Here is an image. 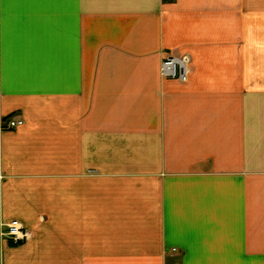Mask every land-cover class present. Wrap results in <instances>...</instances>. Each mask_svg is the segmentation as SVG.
I'll return each instance as SVG.
<instances>
[{
    "label": "crops",
    "instance_id": "1",
    "mask_svg": "<svg viewBox=\"0 0 264 264\" xmlns=\"http://www.w3.org/2000/svg\"><path fill=\"white\" fill-rule=\"evenodd\" d=\"M0 263L264 264V0H0Z\"/></svg>",
    "mask_w": 264,
    "mask_h": 264
},
{
    "label": "built area",
    "instance_id": "2",
    "mask_svg": "<svg viewBox=\"0 0 264 264\" xmlns=\"http://www.w3.org/2000/svg\"><path fill=\"white\" fill-rule=\"evenodd\" d=\"M188 64L189 58L187 56L169 55L162 63V70L168 77L185 80L187 78ZM23 122L24 121L22 119L11 118L7 122L6 127L15 128L22 125ZM1 235L3 238H6L14 244H21L30 240L33 232L22 221L14 219L9 222L2 223ZM175 251L176 248H172V252Z\"/></svg>",
    "mask_w": 264,
    "mask_h": 264
},
{
    "label": "rangeland",
    "instance_id": "3",
    "mask_svg": "<svg viewBox=\"0 0 264 264\" xmlns=\"http://www.w3.org/2000/svg\"><path fill=\"white\" fill-rule=\"evenodd\" d=\"M187 57H188V56H187ZM188 58H189V57H188ZM163 62H164V61H163ZM163 62H162V63H163ZM189 62H190V60H189ZM161 68H162V64H161ZM185 80H186V79H185Z\"/></svg>",
    "mask_w": 264,
    "mask_h": 264
}]
</instances>
